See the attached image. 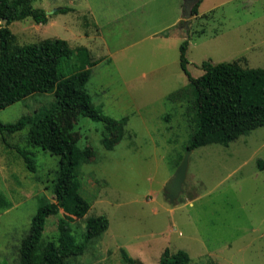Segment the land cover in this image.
<instances>
[{
    "label": "rangeland",
    "instance_id": "rangeland-1",
    "mask_svg": "<svg viewBox=\"0 0 264 264\" xmlns=\"http://www.w3.org/2000/svg\"><path fill=\"white\" fill-rule=\"evenodd\" d=\"M31 1L48 21L10 23L16 43L57 38L86 47L96 62L86 84L93 105L111 118L127 117L126 134L112 150L101 143L102 122L79 117L74 124L78 146L93 152L78 169L80 194L90 204L86 217L103 215L109 226L66 264H158L166 248L185 251L189 264H264V127L228 146L192 150L177 205L163 195L190 137L188 97L167 99L188 85L181 43L188 41L193 78L205 61L264 68V0H201L189 23L183 0ZM59 7L72 10L56 14ZM72 64L61 61L64 75ZM55 103L52 94L36 93L1 109L0 123ZM26 132L7 136L6 145L0 136V194L8 202L0 210V264H18L32 216L42 199L54 201L58 158L29 147ZM16 148L32 153L34 172ZM86 217L69 222L76 243L84 241ZM60 221L61 210L46 219L43 241L55 240Z\"/></svg>",
    "mask_w": 264,
    "mask_h": 264
},
{
    "label": "trees",
    "instance_id": "trees-1",
    "mask_svg": "<svg viewBox=\"0 0 264 264\" xmlns=\"http://www.w3.org/2000/svg\"><path fill=\"white\" fill-rule=\"evenodd\" d=\"M200 2L192 8L195 16ZM71 10L59 7L56 14ZM27 18L46 24L49 17L45 10L35 8L31 0H0V22L5 23L0 25V110L36 93L52 94L56 103L50 110L24 115L13 124L0 123V136L6 145L7 136L27 129L25 140L29 147L57 157L58 167L52 187L54 201L40 202L20 244L18 264H66L68 258L81 255L84 245L109 226L103 215L86 217L90 204L80 194L78 169L91 161L93 152L78 146L74 124L79 117L102 122L105 132L101 143L106 150H112L126 134L127 117L111 118L93 105L86 84L90 66L96 62L91 60L86 47L72 48L67 41L57 38L18 45L8 25ZM187 46L188 41L184 40L179 47V64L188 85L167 98L182 101L188 97L190 137L185 149L211 144L228 146L240 136L264 127V68L243 67L239 61H205L201 65L203 74L193 78L186 68ZM63 59L73 63L68 75L60 68ZM16 149L26 169L34 172L32 153ZM7 207L6 198L0 194V210ZM60 210L66 221H60L55 240L43 241L46 219ZM85 217L84 241L76 243L69 222ZM124 259L133 262L125 255ZM189 262L185 251L171 253L166 248L158 264Z\"/></svg>",
    "mask_w": 264,
    "mask_h": 264
},
{
    "label": "water",
    "instance_id": "water-1",
    "mask_svg": "<svg viewBox=\"0 0 264 264\" xmlns=\"http://www.w3.org/2000/svg\"><path fill=\"white\" fill-rule=\"evenodd\" d=\"M201 0H183L182 15L186 22H190L193 18L192 8L198 4ZM48 15V14H47ZM192 150L186 149L185 154L179 165L176 167L171 178L163 188L164 198L172 205H177L178 198L183 194V186L186 180V173L188 168V159Z\"/></svg>",
    "mask_w": 264,
    "mask_h": 264
}]
</instances>
